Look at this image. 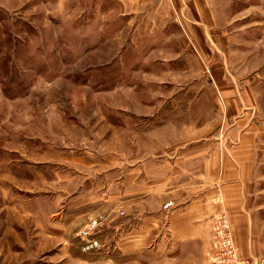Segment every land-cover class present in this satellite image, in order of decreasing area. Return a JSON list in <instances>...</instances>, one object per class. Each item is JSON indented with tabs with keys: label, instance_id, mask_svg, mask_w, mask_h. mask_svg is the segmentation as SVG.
<instances>
[{
	"label": "rangeland",
	"instance_id": "obj_1",
	"mask_svg": "<svg viewBox=\"0 0 264 264\" xmlns=\"http://www.w3.org/2000/svg\"><path fill=\"white\" fill-rule=\"evenodd\" d=\"M187 6L189 0H0V264H134L117 257V236L99 238L125 220L121 209L90 213L71 234L69 224L57 223L67 192L80 184H65V166L89 149L120 155L124 172L139 173L143 183L175 187L182 180L185 201L198 194L223 204L220 192L207 193L221 186L223 156L264 122V15L261 6L236 4L216 29L192 25L190 32L179 25L193 22ZM222 80L239 118L249 116L243 126L228 120ZM53 162L60 181L47 188L41 172ZM195 169L199 180L191 181ZM160 189L152 197L158 204ZM55 195L62 206L51 217L46 202ZM35 199L37 216L29 213ZM220 210L207 218L205 264L218 254L215 217L230 224ZM88 228L99 245L83 252L80 233ZM260 229L264 235V220Z\"/></svg>",
	"mask_w": 264,
	"mask_h": 264
},
{
	"label": "crops",
	"instance_id": "obj_2",
	"mask_svg": "<svg viewBox=\"0 0 264 264\" xmlns=\"http://www.w3.org/2000/svg\"><path fill=\"white\" fill-rule=\"evenodd\" d=\"M253 1L256 3H251V0H189L186 14L192 16L193 22L186 20L187 23L179 25L183 30L190 32L193 30L192 25L194 29L204 24L207 25L204 26L206 30L216 29V24L221 22L219 17L225 19L229 14H233V8L237 7L235 5L241 3L245 5L241 7L245 8L255 6V9H258L261 6L259 11L262 10L264 15V0ZM179 13L183 14L181 11ZM247 13L252 14L250 11ZM225 80L218 81L217 88L224 100L228 120L230 122L235 118L236 125L243 126L249 116L246 114L243 119L239 118L233 90L231 87L225 88ZM248 92V88L242 90L243 94L248 95ZM250 128V134L254 136L237 143L223 156L219 179L221 186L218 190L214 188V191L207 192L208 196H216L220 192L224 199L221 206L210 204L206 201L210 197L205 198L198 194L196 198L185 201L181 191L185 184L182 180L177 182L175 187H170L163 181L143 183V177L139 173L130 169L124 172L120 155L89 149L88 152L80 154V157L71 156L70 165L65 166V184H76V180L80 184L77 189L74 187V191L67 192L70 198L66 202L68 208L61 212L64 219H59L57 223L69 224L68 230L71 234L84 223L88 214L121 209L127 216L125 220L118 222V225L112 226L111 229L105 228L99 236L100 239L102 236L111 237L112 240L117 236L118 240L120 239L117 257L124 260L130 258L129 262L134 264H205V254L210 249L207 218L211 213H219L220 209H223L229 216L238 255L243 259L253 257L263 262L264 235L261 229L259 232L258 226L264 220V204L258 197L262 194L260 190L263 191L261 185L264 183V122H261L259 127L251 125ZM52 158L56 159L54 155ZM216 159L217 156L213 154V167L207 171L208 179L211 174L214 175L211 179L215 178ZM173 163L176 170L180 169L177 159ZM59 170L60 166L54 162L51 166H44L41 185L48 188L55 184V180L60 181ZM182 173L176 172L179 176H183ZM189 174L191 181L199 180L196 169ZM158 186H161L158 192L159 204L152 199L157 194ZM173 195L174 198L170 200L172 207L164 208L163 205L168 202L164 198ZM56 198L57 195L46 202L49 208L54 207L47 211L51 217L57 214L62 206L59 204L58 208L56 207ZM38 200L35 199L30 204L33 208L29 213L35 216L40 213L39 209L36 210L40 205ZM53 220L56 222V219ZM48 229L51 230V226Z\"/></svg>",
	"mask_w": 264,
	"mask_h": 264
},
{
	"label": "built area",
	"instance_id": "obj_3",
	"mask_svg": "<svg viewBox=\"0 0 264 264\" xmlns=\"http://www.w3.org/2000/svg\"><path fill=\"white\" fill-rule=\"evenodd\" d=\"M215 218V227L213 231L214 239L217 240L215 241V248L212 251L214 252L216 250L218 251V254L216 255V258L213 259L214 253H212V255H210L209 253L207 255L208 262L211 261L209 262L210 264H216V262L220 263L221 261H225L227 264H253L249 259L238 257L233 244V238L230 233L231 229L228 219H226V217L222 214L218 215V217ZM90 230L91 228H88L87 231L83 230L80 233V239L83 243V252L94 251L95 248L99 245V242L95 238H90V235L88 233V231ZM220 254L222 255V257Z\"/></svg>",
	"mask_w": 264,
	"mask_h": 264
}]
</instances>
